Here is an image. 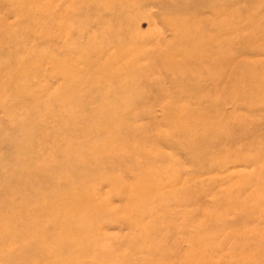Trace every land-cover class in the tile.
Masks as SVG:
<instances>
[{
    "label": "rangeland",
    "instance_id": "1",
    "mask_svg": "<svg viewBox=\"0 0 264 264\" xmlns=\"http://www.w3.org/2000/svg\"><path fill=\"white\" fill-rule=\"evenodd\" d=\"M0 264H264V0H0Z\"/></svg>",
    "mask_w": 264,
    "mask_h": 264
}]
</instances>
